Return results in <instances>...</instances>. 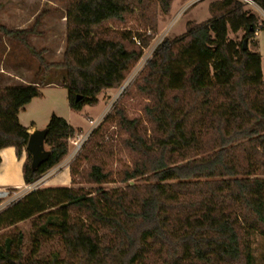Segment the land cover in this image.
I'll list each match as a JSON object with an SVG mask.
<instances>
[{
	"label": "trees",
	"instance_id": "1",
	"mask_svg": "<svg viewBox=\"0 0 264 264\" xmlns=\"http://www.w3.org/2000/svg\"><path fill=\"white\" fill-rule=\"evenodd\" d=\"M56 1L65 3L67 24L59 62H47V51L31 45L35 27L0 25V40L21 45L38 62L33 82L7 85L0 76V150L14 148L18 159L29 138L20 110L54 84L66 90L72 111L98 105L99 94L121 86L152 39L106 24L135 18L155 32L158 14L167 16L173 0ZM252 1L264 12V0ZM208 12L183 36L163 40L140 76L149 134L121 109L104 120L126 135L122 145L134 158L118 181L125 187L103 189L110 173L94 164L86 178L93 191L31 192L11 207L12 224L35 217L37 236L59 241L62 254L26 257L18 232L0 242V264H253L244 236L264 237V83L260 54L228 35L243 32L251 41L258 20L239 0L214 1ZM45 129L50 155L32 170L26 151V186L62 161L76 133L55 114Z\"/></svg>",
	"mask_w": 264,
	"mask_h": 264
},
{
	"label": "rangeland",
	"instance_id": "2",
	"mask_svg": "<svg viewBox=\"0 0 264 264\" xmlns=\"http://www.w3.org/2000/svg\"><path fill=\"white\" fill-rule=\"evenodd\" d=\"M218 0H173L170 13L167 16L158 14L156 31L152 32L142 22L135 18H128L126 23H110L106 27L116 30H126L151 36L149 45L143 50L142 57L135 63L126 75L120 87L99 96V104L95 107H84L80 111L69 108L67 92L60 84H54L44 91V97L28 112L23 122L35 130H44L52 114L65 119L76 130L68 140V153L62 161L43 175L36 183L20 190H0L7 196L0 198V242L6 237L21 232L23 235L22 248L26 257L33 255L43 259L52 253L62 254L61 244L57 240H42L37 236L35 217L12 224L13 212L11 207L35 190L51 187L45 179L57 172L59 179L69 174L70 183L67 188L93 191L96 185L87 183V174L92 165H101L105 172L110 173L108 183L101 187L106 190L123 188L119 183L122 172L130 168L133 156L122 145L126 135L120 131L113 120L104 122L115 108L124 111L129 119H138L143 127L150 130V125L144 117L143 108L148 100L137 90L140 76L155 53L159 44L165 40H175L183 36L188 24L197 25L210 18L208 6ZM245 9L251 11L258 20L259 30L251 41H247L246 48L250 52H257L261 57V71L264 83V12L255 4L243 2ZM37 23V24H36ZM0 25L7 29H31L39 33L29 38L31 45L37 50H46L44 55L47 62H59L65 45L66 20L65 3L56 0H0ZM36 25V26H35ZM229 39L243 43V32L229 33ZM38 62L29 56L19 44L6 38L0 40V76L5 84H23L38 80ZM22 75L23 80L16 76ZM54 74H51V77ZM42 91V90H41ZM70 113V114H69ZM93 121L94 126L89 124ZM78 143L79 147H75ZM46 150L49 148L46 146ZM73 169V175L70 169ZM131 183H140L138 181ZM64 187V186H63ZM53 201L48 200L51 205ZM50 207V206H48ZM75 216L74 214H71ZM100 235H105L100 232ZM107 236V235H106ZM253 257V264H264V237L257 233L244 236ZM34 252V254H32Z\"/></svg>",
	"mask_w": 264,
	"mask_h": 264
},
{
	"label": "crops",
	"instance_id": "3",
	"mask_svg": "<svg viewBox=\"0 0 264 264\" xmlns=\"http://www.w3.org/2000/svg\"><path fill=\"white\" fill-rule=\"evenodd\" d=\"M51 87L52 86H47L45 88H42L41 97L33 99L28 105L24 106L18 114V120L23 127L27 128L28 134L32 133L36 128H35L34 123H32L30 126H27L23 122V119L28 114V112L33 110L36 104H38L37 101L44 97V94H43L44 91ZM111 91H113V89L102 91L99 94V96L103 92L109 93ZM99 96H98V100H99ZM67 123L70 124L68 120H67ZM0 160H1L0 162V190H20V189L29 187L24 184L23 175H22L23 164L26 160V150L22 153L21 158L18 159L16 157L14 148H11V147L4 148L0 150ZM57 175H58L57 172L52 173L45 179V181L47 183H50L51 187H57V188L63 187V186L66 187L67 184L70 183V177L68 173L62 179H59V176Z\"/></svg>",
	"mask_w": 264,
	"mask_h": 264
},
{
	"label": "water",
	"instance_id": "4",
	"mask_svg": "<svg viewBox=\"0 0 264 264\" xmlns=\"http://www.w3.org/2000/svg\"><path fill=\"white\" fill-rule=\"evenodd\" d=\"M247 40H244L242 45L243 49H246ZM47 131L44 130H34L29 134V138L25 147V150L31 156V169L36 170L41 164L46 162L49 158L50 152L45 149V137Z\"/></svg>",
	"mask_w": 264,
	"mask_h": 264
},
{
	"label": "built area",
	"instance_id": "5",
	"mask_svg": "<svg viewBox=\"0 0 264 264\" xmlns=\"http://www.w3.org/2000/svg\"><path fill=\"white\" fill-rule=\"evenodd\" d=\"M239 1H242V2L248 3V4H250V5H251V4H252V5L254 4V2H253L252 0H239ZM89 124L92 125V126H94L95 123H94L93 121H89ZM68 140H69V139H68ZM74 145H75V147H79L78 143H75ZM4 196H7V193L4 192V191H0V198H1V197H4Z\"/></svg>",
	"mask_w": 264,
	"mask_h": 264
}]
</instances>
